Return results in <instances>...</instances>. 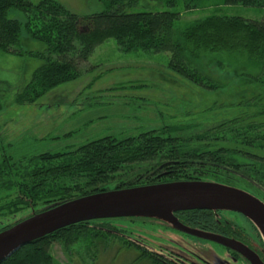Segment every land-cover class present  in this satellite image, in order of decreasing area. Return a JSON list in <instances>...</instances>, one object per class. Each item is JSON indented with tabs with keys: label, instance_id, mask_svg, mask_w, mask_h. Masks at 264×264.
Here are the masks:
<instances>
[{
	"label": "trees",
	"instance_id": "1",
	"mask_svg": "<svg viewBox=\"0 0 264 264\" xmlns=\"http://www.w3.org/2000/svg\"><path fill=\"white\" fill-rule=\"evenodd\" d=\"M97 1L103 4L102 11L80 17L56 0H0V51L41 61L15 93V104L33 105L55 87L78 79L95 47L108 39L124 52L168 53L173 72L209 90L224 85L200 69L202 51L245 56L251 71L241 74L239 83L244 86L243 93L250 90L252 96L234 105L233 116L202 131L192 124L171 125L135 136L107 135L73 150L44 152L25 160L2 155L0 232L55 203L180 180L219 182L264 201V16L249 20L213 14L177 29V12H129L138 0ZM165 1L175 4V0ZM224 4L264 9V0H224ZM195 7L186 5L187 10ZM11 13H21L23 18H11ZM22 33L43 44L44 50H16ZM3 107L0 100V112ZM23 210L27 211L24 215L14 217ZM174 215L191 228L245 245L252 240L263 255L261 237L245 217L243 227L220 211L186 210ZM137 221L167 226L144 217L79 222L20 247L0 264H55L49 251L52 244L70 251L83 239L90 241L86 250L90 260H95L100 249L109 248L108 243L122 239L118 249L136 252L135 264H165V247L148 248L127 235L130 232L123 225Z\"/></svg>",
	"mask_w": 264,
	"mask_h": 264
},
{
	"label": "rangeland",
	"instance_id": "2",
	"mask_svg": "<svg viewBox=\"0 0 264 264\" xmlns=\"http://www.w3.org/2000/svg\"><path fill=\"white\" fill-rule=\"evenodd\" d=\"M31 1L37 3L39 0ZM56 1L80 17L104 9L97 0ZM193 4L196 7L187 10L186 5ZM128 11L177 12V29L213 14L249 20H260L264 16V9L225 5L224 0H175L174 5L165 0H138ZM10 17L22 19L23 15L11 13ZM15 49L42 52L44 45L22 33ZM168 61V53L124 52L113 39H108L95 47L81 67L78 79L55 87L33 105H17L13 100L15 93L30 80L41 61L0 51V100L4 106L0 112V158L8 155L15 161L25 160L44 152L73 150L107 135L135 136L171 125L192 124L202 131L233 116L234 105L252 96L250 90L243 93L244 86L239 83L243 80L240 75L251 71L245 65V56L201 52L199 65L202 72L224 85L214 90L205 89L173 72ZM26 212L20 211L14 217H21ZM221 213L245 227L246 221L240 214ZM123 226L130 232L127 234L130 238L148 248L162 246L190 259L197 255L210 264H245L231 258L216 243L156 222L137 221ZM122 242L118 239L108 243L110 247L104 252L98 247L100 252L95 260H90L86 254L90 245L87 239L74 244L70 251L57 243L52 244L49 251L55 264H135L137 253L120 251Z\"/></svg>",
	"mask_w": 264,
	"mask_h": 264
},
{
	"label": "water",
	"instance_id": "3",
	"mask_svg": "<svg viewBox=\"0 0 264 264\" xmlns=\"http://www.w3.org/2000/svg\"><path fill=\"white\" fill-rule=\"evenodd\" d=\"M186 210L240 214L254 225L264 245V201L231 185L180 180L98 192L52 204L0 232V261L20 247L72 224L144 217L161 221L186 235L221 245L240 254L250 264H264L256 252L238 240L182 224L174 213Z\"/></svg>",
	"mask_w": 264,
	"mask_h": 264
},
{
	"label": "flooded vegetation",
	"instance_id": "4",
	"mask_svg": "<svg viewBox=\"0 0 264 264\" xmlns=\"http://www.w3.org/2000/svg\"><path fill=\"white\" fill-rule=\"evenodd\" d=\"M179 232V231H178ZM208 232V231H207ZM250 249L252 248L254 252H256L259 257L264 260L263 255L259 254V246L256 245V243L252 242V240H250V242L248 244H246ZM221 246V245H220ZM223 247V246H221ZM223 249L228 253V255L231 258L236 259L237 261L240 260L242 262H244L245 264H250L245 258H243L240 254L231 251L230 249H227L225 247H223ZM260 252V251H259ZM261 253V252H260ZM165 264H210L204 260H201L200 257H198L197 255L193 256L191 259L187 258L185 255H181L178 252H173L172 250H168L167 248H165Z\"/></svg>",
	"mask_w": 264,
	"mask_h": 264
}]
</instances>
